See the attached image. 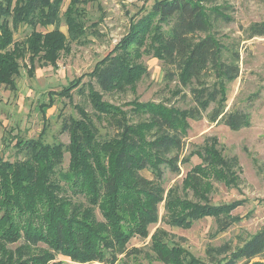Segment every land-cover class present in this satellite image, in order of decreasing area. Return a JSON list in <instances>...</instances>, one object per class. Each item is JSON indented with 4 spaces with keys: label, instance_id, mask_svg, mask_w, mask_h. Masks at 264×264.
Wrapping results in <instances>:
<instances>
[{
    "label": "trees",
    "instance_id": "16d2710c",
    "mask_svg": "<svg viewBox=\"0 0 264 264\" xmlns=\"http://www.w3.org/2000/svg\"><path fill=\"white\" fill-rule=\"evenodd\" d=\"M62 1L0 0L2 79L12 74V60L22 51L13 43L12 29L20 24L55 28ZM221 1L158 0L146 19L148 25L156 23L148 36L147 52L162 62L166 84H177L173 95L187 89L192 106L178 109L162 103H134L128 113L100 103L99 95L91 93V104L116 131L111 139L97 142L95 129L82 113L83 121L69 119L61 127V132L70 136L67 172L59 169L52 178L53 170L62 164V144L42 146L37 141L20 147V161L0 165V208L5 209L0 214V264H46L59 254L80 263L113 264L133 232L141 233L157 221V205L163 195L161 167L178 173V164L186 161L180 160L186 120L198 121L206 114L208 122H222L231 130L246 124L244 115L225 110L228 85L239 77L240 53L238 41L226 43L217 33L219 22L231 21L230 7ZM240 30L243 40L264 37V23ZM143 34L140 29L133 30L120 45L126 52L109 55L95 68L92 75L101 93L124 92L144 73L145 69L132 61L139 56L136 47ZM26 46L34 52L43 51L42 58L53 62L55 50L62 46L61 35L55 31L42 36L32 33ZM206 150L203 164L216 169L215 179L229 184V167L235 161H223ZM144 170L150 171L153 179L143 177L140 172ZM187 187L206 200L209 184L196 172L188 177ZM74 196L83 197L89 208L72 203ZM95 206L105 223L96 222L91 209ZM165 208L167 223L176 227H187L206 216L215 218L221 232L232 224V219L220 217L222 209L179 200L172 191ZM19 240L22 246L13 251L7 248L8 243ZM157 243L162 246L155 256L163 264L193 263L184 251L164 247L161 236ZM40 244L53 255L39 248ZM205 256L208 264H264V228L235 251L224 243L207 248Z\"/></svg>",
    "mask_w": 264,
    "mask_h": 264
},
{
    "label": "rangeland",
    "instance_id": "374dc122",
    "mask_svg": "<svg viewBox=\"0 0 264 264\" xmlns=\"http://www.w3.org/2000/svg\"><path fill=\"white\" fill-rule=\"evenodd\" d=\"M156 1L63 0L55 28L20 24L12 29L10 24L13 43L22 51L12 60L14 67L9 78L0 77V165L20 161V147L37 141L42 146L62 144V164L53 170L52 178L59 169L67 172L70 136L61 132V127L69 119L83 121L82 113L95 129L97 142L111 139L116 131L91 104V93L99 95L100 103L128 113L134 103H162L178 109L193 105L187 89L181 91L183 96L173 95L178 90L177 84H166L162 62L147 52L148 36L153 34L156 23L151 21L148 25L146 19ZM221 3L230 7L227 13L231 21L219 22L217 33L226 43L238 41L240 53L239 77L228 85L225 110L244 115L246 124L231 130L222 122H208L206 114L198 121L186 120L180 153V160L186 161L178 164V173L161 167L163 195L157 205V221L141 233L133 232L123 254L117 255L113 264H163L155 256V251L162 246L157 243L160 236L164 247L184 251L193 259L192 264H208L207 248L229 243L235 251L264 228V37L243 40L240 30L253 23H264V2L222 0ZM136 29L144 34L138 37L139 56L132 61L142 66L144 73L124 92L101 93L92 75L95 68L109 55L126 52L120 45ZM53 31L61 35L62 46L55 50L53 62H49L42 58L43 51L30 50L26 42L32 33L42 36ZM205 149L223 161H235L229 167V184L215 179L216 169L203 164ZM195 172L209 184L205 201L187 187L188 177ZM140 174L153 179L148 170ZM170 191L179 200L207 209H222L220 217L232 219V224L221 232L215 218L206 216L191 221L187 227L169 225L165 205ZM71 201L89 208L81 196H74ZM91 209L96 222L105 223L99 207ZM4 212L0 208V214ZM20 246L22 240L7 244L10 251ZM38 247L53 255L45 244ZM52 258L46 264H105L80 263L60 254Z\"/></svg>",
    "mask_w": 264,
    "mask_h": 264
}]
</instances>
